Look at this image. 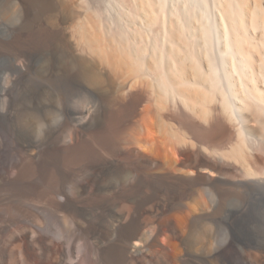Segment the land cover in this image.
Instances as JSON below:
<instances>
[{
    "label": "bare ground",
    "instance_id": "6f19581e",
    "mask_svg": "<svg viewBox=\"0 0 264 264\" xmlns=\"http://www.w3.org/2000/svg\"><path fill=\"white\" fill-rule=\"evenodd\" d=\"M13 24L3 95L36 75L61 120L0 152L29 195L0 207V264H264L235 229L264 190V0H0Z\"/></svg>",
    "mask_w": 264,
    "mask_h": 264
},
{
    "label": "rangeland",
    "instance_id": "374dc122",
    "mask_svg": "<svg viewBox=\"0 0 264 264\" xmlns=\"http://www.w3.org/2000/svg\"><path fill=\"white\" fill-rule=\"evenodd\" d=\"M19 27L20 29H23L24 27H27V26H24L21 24L0 26V49H2V47L4 48V46H6L5 44L10 40L11 28L19 29ZM33 28L35 29V25ZM39 69H41V66ZM40 71L38 70L39 72L38 75L40 74ZM12 75H14V71H13V68H11V61L8 57V53L0 52V152L3 151L4 153H6L8 156V159L10 158L9 156L11 157L13 156V158H17V157L19 158V156H23L25 152L22 150L21 144H23L24 142H27L28 140L33 143V146L35 145L34 143H37V144L40 143L41 142L40 140H42L45 137L46 130H48L49 132L50 131L49 129L50 128L53 129L55 125L57 126L60 123V120H61L59 115H57V113H54V112L52 114L53 110L47 106L48 105L47 99L50 98L51 93L49 91L47 92L46 89L44 90L41 87V85H39L40 81L36 75H33L34 77H32L28 81L26 80V82L25 80L18 78L13 84H11L12 85L11 87L9 86V91L6 93V95H3L2 93V88L4 86L3 79L5 81L8 76H12ZM43 101L47 102L46 103L47 105L44 111H41L40 103H43ZM44 115H45V118H47V120L44 119ZM30 127H31V130L29 131ZM42 131H43L44 136L41 134ZM25 136L27 140L25 139ZM35 149H33V151H35ZM52 162L53 161H51V163ZM51 168L52 169L50 171L52 172L53 171L52 164H51ZM34 181L36 183L35 187H38L40 184V181L42 180L38 176L36 179H34ZM0 189H1L0 199L1 197H3L2 198L3 200L2 199L0 200V207L3 205L2 203L4 202L7 203L9 200H11L9 202V205L12 206L13 204L14 206H17L21 200L24 202L29 198V195L28 196L25 194L23 195V192L15 195L14 192H10L8 190H7V193H5L6 192L4 191L5 188H0ZM2 190H3V193L6 194L5 196L2 193ZM8 193H10V196L11 195L13 196L9 197L7 195ZM6 197H9L10 199ZM17 198L20 200H18ZM6 199L7 201H4ZM238 204H239V200L236 198H233L229 203V205H231L233 208H237ZM23 224L21 225L19 222L16 225H14L13 228L21 229V228H26L28 226V224L26 223H23ZM19 225H21L20 228H19ZM235 229L236 230L240 229L239 233L242 234L247 239H249L250 241L249 243L251 245L248 244L246 247H243L241 249V252L249 259L250 262L254 261L255 258L258 257V255L259 256L264 255V190L262 193L248 198L247 209L245 210L241 218L238 217L236 219ZM199 233L203 237L208 235V231H206L205 229L204 230L201 229ZM214 234L216 237L221 238L223 235V230L221 228H218V229L216 228L214 229ZM193 235L195 234L193 233ZM250 237L253 239H251ZM161 242H163L162 239L158 241V244H161ZM213 251H214V248L208 247V246H205L199 249L200 253H204L206 255H211ZM211 263L214 264L212 260H210V264Z\"/></svg>",
    "mask_w": 264,
    "mask_h": 264
}]
</instances>
